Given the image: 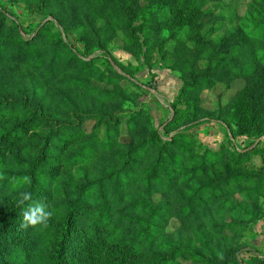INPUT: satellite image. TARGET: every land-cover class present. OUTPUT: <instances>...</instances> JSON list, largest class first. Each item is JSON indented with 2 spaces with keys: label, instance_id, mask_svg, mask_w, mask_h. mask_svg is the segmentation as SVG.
I'll list each match as a JSON object with an SVG mask.
<instances>
[{
  "label": "rangeland",
  "instance_id": "obj_1",
  "mask_svg": "<svg viewBox=\"0 0 264 264\" xmlns=\"http://www.w3.org/2000/svg\"><path fill=\"white\" fill-rule=\"evenodd\" d=\"M119 1L135 13L133 38L112 0H0V131L21 129L0 154V207L31 172L51 206L72 199L122 166L118 155L159 135L175 139L165 149L177 162L163 157L170 182L161 172L148 180L159 146L137 156L114 217L127 208L148 220L154 207L150 248L180 247L177 264H264V0H197L190 11L185 0H165L149 18L158 0ZM67 48L97 71H77ZM28 108L49 118L22 127ZM114 183L103 182L110 198Z\"/></svg>",
  "mask_w": 264,
  "mask_h": 264
},
{
  "label": "trees",
  "instance_id": "obj_2",
  "mask_svg": "<svg viewBox=\"0 0 264 264\" xmlns=\"http://www.w3.org/2000/svg\"><path fill=\"white\" fill-rule=\"evenodd\" d=\"M112 1L123 5L122 8L126 12L124 13L126 16L125 23L128 24L126 28L129 30L128 37L133 38L130 21L135 13L130 12V7L125 3L119 0ZM132 1L135 2L136 0ZM195 2L197 0H191L188 6L185 0L183 2L185 10L190 11L193 7L195 8L196 5L193 6ZM165 4V0H158L153 6L147 7L144 15L145 18H149L151 14L163 10ZM261 19L264 22V18L261 17ZM146 22L150 23V21ZM17 38L16 41L20 49L22 51L25 50L23 48L27 46V40L22 39L18 34ZM54 42L57 43V40H53ZM67 51L70 54L67 62L73 65L77 71L88 74L97 71L92 67V61L80 59L71 48H67ZM5 105L6 103L0 102V107ZM31 110L28 108L27 112L30 114L32 120L25 122L22 127L32 122H45L49 118L48 116L38 114L35 110ZM89 117L101 119L103 115H90L86 113L81 118L86 119ZM137 117L138 115L136 114L131 115L129 124L133 126ZM108 122L109 128H113L115 127L114 124L119 123L118 121H115V123H112V121ZM65 129H68L67 124L60 125L59 129L55 126L50 138L57 136L59 130ZM20 130L16 127L1 129L0 154L6 152V150H10L16 143ZM107 134H109L108 130ZM160 140V136L158 135L157 139L152 138L149 141H142L134 148L129 149L125 154L118 155L123 160V165L117 168L115 172L97 181H86V191L84 193H76L72 199L65 197L66 200H60L56 206L50 205L53 195L47 189V186L41 183L40 178L33 174V172L29 173L31 181L24 191L31 193L32 201L26 202L23 206H18L17 198L19 193H13L1 202L0 264H177L179 253L182 251L180 247L167 244L164 245L161 252L152 251L150 248L152 237L156 232L155 226L151 224V221L155 217L154 207L149 206L148 210L151 217L147 218L148 220L139 216H130L129 214L133 213V211L127 208L124 210L125 213H121L116 217L113 214V207L117 205V202L119 203L122 190L129 186L127 174L131 173L129 172L130 168L137 166V156H144L148 150L159 146L157 154L153 159L151 174L148 180H151L155 174L161 172L166 181L170 182V174L168 175V173H163L162 171V166L165 163L163 157L166 158L168 164L177 162V157L173 158L166 153L167 149H165L169 145H174L175 139H173V143L171 141L161 142ZM104 148L108 149V144ZM40 149L41 153L47 150V144L43 139L40 142ZM178 150V158L185 157L186 152L183 149L178 148ZM10 155L13 156L14 160H18L19 164L23 165L27 163V161H21L19 155L16 153H11ZM241 155L242 153L236 151L231 152L232 158ZM22 174L28 176V173H24V171ZM105 181L115 182L114 188L116 191L112 198L105 192V187L103 186V182ZM124 185L126 187H123ZM92 189H97L96 206L94 207L88 203V199L91 198L89 194ZM120 189L121 191L119 192L118 190ZM199 197V193L192 195L187 200V204H190L192 199H199ZM34 201H43L50 205L53 216L48 221L47 227L21 228V213L29 203ZM192 210H194L193 207ZM123 226L128 230L123 231L121 229ZM224 227H218L217 230L221 231Z\"/></svg>",
  "mask_w": 264,
  "mask_h": 264
},
{
  "label": "clouds",
  "instance_id": "obj_3",
  "mask_svg": "<svg viewBox=\"0 0 264 264\" xmlns=\"http://www.w3.org/2000/svg\"><path fill=\"white\" fill-rule=\"evenodd\" d=\"M25 183H30L28 177H24ZM32 201V195L27 191H20L17 198V205L23 206L26 202ZM21 228L43 226L47 227L48 221L53 216V212L50 210V205L43 201H34L29 203L26 208L23 209L22 213ZM222 259L223 256L221 255Z\"/></svg>",
  "mask_w": 264,
  "mask_h": 264
}]
</instances>
